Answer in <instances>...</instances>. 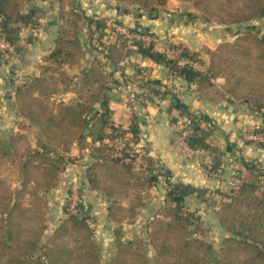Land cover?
<instances>
[{
    "label": "trees",
    "instance_id": "1",
    "mask_svg": "<svg viewBox=\"0 0 264 264\" xmlns=\"http://www.w3.org/2000/svg\"><path fill=\"white\" fill-rule=\"evenodd\" d=\"M182 1L194 5V11L183 12L191 20L230 25L264 17V0ZM119 2L134 4L156 17L167 0ZM59 3L55 46L40 65V73L16 86L17 113L22 118L19 130L8 138L0 132V264H264V167L255 160L244 161V169L236 174V178L241 177L240 183L222 193L217 214L226 234L220 249L203 231L198 232L200 217L175 186L168 191L165 205L150 219L148 234L125 237L121 223L136 218L147 197L142 189L158 176L153 171L135 169L137 145L142 140L138 116L123 129L114 124L110 113L103 114L97 108L110 82L108 62H119L135 50L165 63L173 76L197 83L207 100L247 101L253 112H264V35L247 28L215 49L205 47L210 54L207 62L201 51L181 43L169 44L173 53L160 49L156 40L161 37L140 22L129 30L139 32L141 28L139 33L150 34L151 41L117 32L116 40L107 42L103 39L107 29H113L107 18L88 15L79 0ZM38 10L35 0H0V37L14 44L16 52L23 49L22 28H39ZM85 24L91 28L94 24L96 48L102 54L88 64L83 61L86 51L80 38ZM32 38L28 36L29 41ZM3 55L0 51V58ZM219 76L225 78L222 84L215 81ZM64 89L75 91L77 96L56 98ZM151 89L160 94L171 92ZM173 103L191 130L186 135L187 144L209 150L212 162L207 168L218 173L223 152L208 141L215 125L204 114L191 111L175 94ZM2 115L0 101V118ZM100 120L104 126L95 144L89 140V125ZM116 139L122 141L120 148ZM73 142L81 149L94 148L97 156L88 165L87 178L92 187L103 190L111 199L108 218L117 223L116 252L107 263L102 261L95 228L89 223L94 217L82 198V189L79 206L73 210L70 188L64 204L67 215L45 239L49 194L75 159L69 154Z\"/></svg>",
    "mask_w": 264,
    "mask_h": 264
},
{
    "label": "crops",
    "instance_id": "2",
    "mask_svg": "<svg viewBox=\"0 0 264 264\" xmlns=\"http://www.w3.org/2000/svg\"><path fill=\"white\" fill-rule=\"evenodd\" d=\"M35 1L39 6V28L23 27L20 31L22 51L0 58L2 135L8 129L10 135L18 131L22 120L17 113L16 86L31 75L40 73V65L55 46L60 21L59 0ZM79 3L88 15L107 18L108 22L116 18L128 27L140 22L166 43H181L190 49L201 51L207 62L210 54L205 47L215 49L220 42L234 39L238 35L228 33L227 28L231 25L208 22L201 18L188 19L183 12L195 10L191 1L167 0L156 17H150L146 10H139L134 4H123L119 0H79ZM23 9L27 10L28 6ZM30 35L33 38L29 41ZM96 36L94 24L92 28L88 24L83 26L80 38L85 46L83 61L86 64L96 56H102L96 48ZM116 36L110 27L103 39L114 42ZM107 66L111 75L110 82L97 108L103 114L110 113L114 124L123 129L129 128L133 117L138 116L142 140L137 145L139 154L135 160V169H144L146 173L153 171L158 176L156 181L142 189L147 197L145 204L139 207L136 218L121 223L124 236L148 234V223L165 205L167 193L172 186L178 187L185 194L187 206L200 217V228V223L203 224L201 221L208 222L210 219L208 226L213 225L219 231H225L217 214L223 199L222 193L230 192L237 186L236 174L244 169V161L255 160L264 167V145L247 139L245 134L248 129L264 128V112H253L247 101L207 100L201 96L197 83L173 76L165 63L156 62L135 50L119 62L109 61ZM139 69L143 71L142 74ZM81 77L82 73L79 72L78 82ZM215 81L222 84L225 78L219 76ZM150 85L161 92L166 89L171 92L156 93ZM174 94L191 111L204 114L215 125L208 141L223 152L218 173L207 168L212 162L209 150L191 148L180 141L173 119L181 117V110L173 103ZM75 96V91L64 89L56 98L69 100ZM89 140L98 144L93 133ZM69 154L75 159L67 165L58 185L49 194V226L45 235L48 237L66 217L64 204L72 183L79 181L82 198L94 217L102 261L107 263L116 252L114 228L117 223L108 218L110 197L103 190L92 187L87 178L88 165L96 159L97 153L94 148L81 149L77 142H73ZM103 256L107 257L105 261Z\"/></svg>",
    "mask_w": 264,
    "mask_h": 264
},
{
    "label": "built area",
    "instance_id": "3",
    "mask_svg": "<svg viewBox=\"0 0 264 264\" xmlns=\"http://www.w3.org/2000/svg\"><path fill=\"white\" fill-rule=\"evenodd\" d=\"M99 1V0H96ZM110 25L112 26V32L114 33H123L128 35L131 39L132 38H142L147 41H151L153 37L148 34V33H139L141 28L138 29L139 32L137 31H130L129 27L119 21H117L116 18H112L109 20ZM131 41V40H130ZM156 46L159 47L160 49H163L169 53H173L172 50L169 47V43L164 42L162 39L156 40ZM0 51L4 52V55H8L11 53H15V46L8 40L1 38L0 37ZM175 127L177 128L178 134H179V139L182 143L187 144L186 142V135L190 133V128L186 124V120L183 117L178 118L174 122ZM259 127H255L254 129H248L246 131V137L249 140H253L254 142H264V130L263 131H256V129ZM116 144L120 148L122 146V141L119 139H116ZM238 184L241 181V177L237 178ZM237 184V185H238ZM237 187V186H236ZM81 183L79 181H74L71 185V192H70V197H71V204L70 207L73 210H77L79 203L81 201ZM89 223L91 226L95 228V222L94 220H89Z\"/></svg>",
    "mask_w": 264,
    "mask_h": 264
},
{
    "label": "rangeland",
    "instance_id": "4",
    "mask_svg": "<svg viewBox=\"0 0 264 264\" xmlns=\"http://www.w3.org/2000/svg\"><path fill=\"white\" fill-rule=\"evenodd\" d=\"M230 25L231 26H228L229 28H227L228 33H230V34L232 32L233 33H239V32H241L247 28H252V29L256 30L257 32H259L260 34L264 35V17L256 18V19L250 20V21L245 22V23H236V24H230ZM1 121H3V120H1ZM9 131H10L9 129L4 131L3 135L10 136ZM201 222H203V224L200 223L202 228H200L198 230V232L203 231V233L206 235V237L214 243L216 249H220V245L222 243V238L224 236L225 231H223V230L219 231V229L213 227L212 224H211L212 226H208L209 223H211L210 219L208 220V222H206V221H201ZM195 227L197 228V226H192L193 229H196ZM46 238H47V235H45V239ZM152 253L153 252L150 249V254H152ZM103 259L105 261V259H107V257L103 256Z\"/></svg>",
    "mask_w": 264,
    "mask_h": 264
},
{
    "label": "water",
    "instance_id": "5",
    "mask_svg": "<svg viewBox=\"0 0 264 264\" xmlns=\"http://www.w3.org/2000/svg\"><path fill=\"white\" fill-rule=\"evenodd\" d=\"M104 126V122L102 120L98 121L97 123L91 122L89 127L91 132L94 134L95 139L99 138L100 130Z\"/></svg>",
    "mask_w": 264,
    "mask_h": 264
}]
</instances>
